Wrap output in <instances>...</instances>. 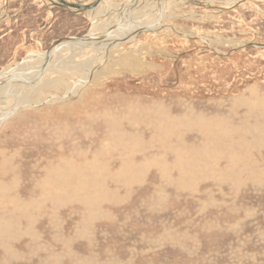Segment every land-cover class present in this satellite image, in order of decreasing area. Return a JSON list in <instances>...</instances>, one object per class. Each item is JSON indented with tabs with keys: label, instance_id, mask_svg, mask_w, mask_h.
Segmentation results:
<instances>
[{
	"label": "rangeland",
	"instance_id": "rangeland-1",
	"mask_svg": "<svg viewBox=\"0 0 264 264\" xmlns=\"http://www.w3.org/2000/svg\"><path fill=\"white\" fill-rule=\"evenodd\" d=\"M50 2L0 0V79L91 34ZM208 2L233 9L177 0L74 93H2L0 264H264V0Z\"/></svg>",
	"mask_w": 264,
	"mask_h": 264
},
{
	"label": "bare ground",
	"instance_id": "bare-ground-1",
	"mask_svg": "<svg viewBox=\"0 0 264 264\" xmlns=\"http://www.w3.org/2000/svg\"><path fill=\"white\" fill-rule=\"evenodd\" d=\"M50 1L53 2L54 5H60V2L58 0H50ZM132 1L133 0H129L128 1L129 5H127L128 4L127 3L126 6L122 7V9L119 8V6H116V7H114V9H111L110 7H107L108 4L106 7H104V6H102L104 3H102L101 5H99L100 8L98 7L97 9H95L94 11L89 13V15H93L92 17L90 16V18H91L90 21L92 23L91 24L92 30H91V32H90L91 34L89 36L87 34V37L95 38V39L103 38V41L107 42V43L101 45V47L104 49H101V51L100 50L97 51V50H94L92 48H88V46H86L87 44H80V43L77 44L73 41H69L64 46H62V45L65 42H63L61 45L56 46L55 48H52L51 50L47 51V53H45V54H40L38 57H42V58H40L36 61L26 62L28 59H31V58L37 59V58H34L32 56L27 57L21 63L16 64L13 68H11V72L10 73L7 72L9 74H5L4 78H1L5 82L2 85H0V96L5 93L7 95V97H9L8 96L9 94L7 92L10 89L9 87H11V86H9L10 82H12V84H16V85L17 84H23L30 77L32 78L31 83L33 82V87L35 88V86H36L35 82H37V80H39L40 78H41L40 80L43 83L45 82V84L49 83V85H56V84L64 85V83L66 84V82L70 78V77L68 78V76H71L72 78L74 76V79L77 80V82H74L76 84L72 87V89L68 88L69 86L66 89L70 90L71 93L76 92L77 88L80 85L88 82V80L90 78V76L88 77V74L89 75L93 74L95 72L94 68L96 67V70H97V67L100 65V63L102 64L103 58L105 57L104 56L105 51H106L105 52L106 54L111 52L113 49L117 48V46H119L121 43H123V41L129 43V38L131 39L134 36V33L140 27H145V29H147L151 25L154 26L153 25L154 23H152V21H155V19L156 20L158 19L156 21V22H158L160 19L164 18V16L166 15L165 11H167V10H165V9L167 8V6H170L172 3L177 2V0H162L161 2H159V0H155L152 2V5H153L152 11L153 12L150 10L152 12V14L146 15L144 13H147V12H145V10L143 11L141 9H138L136 7L137 4L134 5V9L132 10V6H131ZM139 1L141 2L142 0H139ZM139 1L137 3H140ZM179 1L188 2L187 4L191 3V2L189 3V1H184V0H179ZM203 1H205L207 6L212 7V6H210V3L208 2V0H203ZM142 3H143V1H142ZM104 5H106V4H104ZM122 6H123V4H122ZM129 6H131V7L129 8ZM169 9H170V7H169ZM125 11H127V13H124ZM139 11L144 14V17H146V19L145 20L142 19V21H139L137 23L136 21H137V19H139V15H141ZM114 12H115V14H113ZM110 13L113 14V16L114 15L115 16L113 18H110V16H109ZM88 18H89V16H88ZM133 20H135V21L132 22ZM140 20H141V18H140ZM119 25H122V26H119ZM90 49H91V51H95V52L96 51L102 52V50H103V54L100 53L99 57L97 56L96 58L92 56V58L87 59L83 63H78V64L72 63V64H74L72 66H70V63L67 62L68 60H63L64 58L62 59L61 58L62 55L60 54L63 52L64 53L67 52L68 55H71V57L74 58L77 54L82 53L83 51H88V50L90 51ZM86 53H88V52H86ZM80 55H82V54H80ZM76 59L79 60L78 55H77ZM26 70H28L29 72L24 73ZM4 73H6V72L4 71L1 75H3ZM37 83H39V81ZM13 89H12V91H13ZM37 89L38 88L36 86L35 90L37 91ZM20 91H22V90H20L18 87V89H16L15 93H13V94L19 97ZM38 91H40V90H38ZM23 95H21V97ZM26 100L27 99L25 98V100H24L25 104H26ZM5 101H6V99L5 100L3 99V101H0V104L4 105ZM19 105H20V102H16L15 105L8 107L6 110H4V112H0V124L4 120H7L8 118H10L11 116L14 115L17 112Z\"/></svg>",
	"mask_w": 264,
	"mask_h": 264
},
{
	"label": "water",
	"instance_id": "water-1",
	"mask_svg": "<svg viewBox=\"0 0 264 264\" xmlns=\"http://www.w3.org/2000/svg\"><path fill=\"white\" fill-rule=\"evenodd\" d=\"M58 1L60 2V5H54L53 2H51V7L50 8L55 6V7H58L60 9L67 10L68 12L80 15V14H88V13L94 11L95 9H97L99 7V5H101L103 3L104 0H77L75 2H71V1H68V0H58ZM138 1L139 0H133L132 1V3H131L132 10L134 9V5H136ZM161 1L162 0H159V2H161ZM184 1L192 2L193 4H196L197 6L205 8L207 10L227 11V10L233 9V7H229V8L209 7V6L206 5L205 1H203V0H184ZM245 1L246 0H243L242 2H245ZM241 3H238V4H241ZM144 29H145V27H140L134 33V36L131 38L132 40L129 38V42H130V40L131 41L135 40V38L139 34L144 33L146 31ZM69 41H73V42H75L77 44H79V43L80 44H87L86 46H88V48H92L94 50L104 49V48L101 47V45L107 43L106 41H103V38L95 39V38L87 37V35H84V36H71V37H66V38L58 40L55 44H53L52 48H55L56 46H58L59 44H61L63 42H69ZM124 42L125 41H123V43ZM125 43H127V42H125ZM253 45L255 47L264 48L263 45L262 46L261 45H255V44H253ZM31 81H32V78L30 77V78H28V80H26L25 84L28 85ZM4 82L5 81H3V79H0V85H2ZM9 85H13L12 82H10ZM31 107H37V106H31ZM20 108L17 109V112H18V110Z\"/></svg>",
	"mask_w": 264,
	"mask_h": 264
},
{
	"label": "crops",
	"instance_id": "crops-1",
	"mask_svg": "<svg viewBox=\"0 0 264 264\" xmlns=\"http://www.w3.org/2000/svg\"><path fill=\"white\" fill-rule=\"evenodd\" d=\"M60 9V8H59ZM61 10H63V9H61ZM65 13H70V14H72V15H74L75 16V21H81L80 19L81 18H86L87 20H88V22L89 23H91V21L87 18V16H86V14H80V15H78V14H73V13H71V12H68L67 10H63ZM53 14V13H52Z\"/></svg>",
	"mask_w": 264,
	"mask_h": 264
}]
</instances>
